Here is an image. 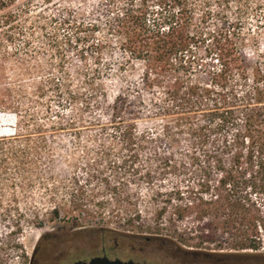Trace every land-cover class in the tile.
I'll list each match as a JSON object with an SVG mask.
<instances>
[{
	"label": "rangeland",
	"instance_id": "obj_1",
	"mask_svg": "<svg viewBox=\"0 0 264 264\" xmlns=\"http://www.w3.org/2000/svg\"><path fill=\"white\" fill-rule=\"evenodd\" d=\"M113 1L111 6L121 7L131 0ZM189 1L195 10L190 31L199 38L187 52L188 63H175L173 75L211 83L212 69L219 67L218 48H228L231 41L238 42L249 62L258 60L264 53V0L250 1L242 12L236 4L227 9L222 0ZM107 5V0H31L26 26L32 27L27 30L29 33L34 31L31 50L36 54L27 58L30 67L40 69L20 78L14 72L17 69L12 59L8 61L5 80L16 86V99L25 108L35 110L38 120L48 123L59 120L54 112L59 108L64 120L82 121L73 130L37 134L33 141L47 146L41 153L43 162L23 172L28 178L23 188L7 184L0 189V264H29L36 248L40 249V255L36 256L39 264L50 263L52 257L44 253L65 248L94 254L102 244L114 243L117 233L129 232L162 238L155 244H162L173 255L166 257L168 264H264V249L261 256H256L258 253L254 251L242 258L219 260L184 244L170 226L176 222L180 232L190 231L194 226L193 217L186 216L181 221L174 211L191 191L201 189L198 184L202 172L198 166L167 140L159 142V148L149 147L140 153L127 150L123 137L106 126L110 123L106 107L94 103L86 108L85 94L89 89L79 83L77 71L85 72L86 67L96 66L97 55L92 44L95 39L109 38L101 49L103 61L98 63L104 73L107 102L112 103L125 91L130 95L126 111L137 112L131 121L142 129L160 130L172 118L153 106L164 96L157 87L154 97L152 90L144 85L142 62L134 61L133 65L127 63L125 69L120 68L122 53L116 35L106 36L104 28H97L94 33L86 29L89 24L101 25L110 19L113 7ZM208 11L211 13L205 17L203 14ZM69 20L68 25H62ZM76 21L83 24L82 31L71 27ZM67 75L74 76V89L79 88L80 97L70 101L64 96L60 102L56 85L49 79H65ZM8 93L3 91L0 100L9 102ZM139 94H143L144 100ZM124 118L128 120L130 116ZM16 123L15 110L5 103L0 105V136L13 135ZM173 134L183 133L175 129ZM178 145L184 148L185 139L180 138ZM159 150L174 154L172 160L166 163L160 161L163 158L157 159ZM45 186L53 189L47 192ZM73 202L79 205L74 211ZM9 205L11 213L3 214ZM55 206L61 211L59 215L53 212ZM160 210L162 215L158 213ZM127 214L131 220L125 219ZM197 241L195 238L192 242Z\"/></svg>",
	"mask_w": 264,
	"mask_h": 264
},
{
	"label": "trees",
	"instance_id": "obj_2",
	"mask_svg": "<svg viewBox=\"0 0 264 264\" xmlns=\"http://www.w3.org/2000/svg\"><path fill=\"white\" fill-rule=\"evenodd\" d=\"M107 1L109 7L110 2H114ZM250 1L222 0L221 3L227 9L236 4L242 12ZM30 3L31 0H0V94L8 91L10 99L9 102L1 99L0 105L5 103L17 115L14 134L0 136V189L7 184L23 188L28 179L23 172L43 162L41 153L47 146L33 141L37 134L65 128L73 130L82 121L64 120L59 108L54 111L59 120L51 123L38 120L35 110L25 108L16 99V86L5 80L8 61L12 59L17 69L14 72L20 78L40 69L30 67L27 58L36 54L31 50L34 31L29 33L27 30L32 27L26 26ZM111 7L113 15L101 24L104 26L92 23L86 29L94 33L97 28H104L106 36L116 35L122 53L120 68L125 69L127 63L133 65L134 61L142 62L144 85L152 90L154 97L157 87L164 96L153 106L171 114L172 118L160 130L142 129L131 121L137 112L126 111L130 95L125 91L120 90L112 103L107 102L104 73L98 63L103 61L101 49L109 38L95 39L92 44L97 55L96 66L86 67L85 72L77 71V80L89 89L85 94L86 108L94 103L106 107L110 122L106 126L123 137L127 150L140 153L149 147L159 148V142L167 140L171 147L183 150V156L198 166L202 172L198 184L201 189L191 191L174 211L181 221L186 216L193 217L194 226L187 232H180L176 222L170 226L171 232L180 235L184 244L219 260L242 258L254 251L258 253L256 256H261L264 249V53L258 60L249 62L238 42L231 41L228 48H218L219 67L212 69L211 83L180 78L173 75L174 65L188 63L187 52L199 38L190 31L194 5L189 0H131L127 5ZM210 13L203 15L207 17ZM68 23L70 20L62 25ZM71 27L79 32L83 24L76 21ZM19 40L20 44L14 45ZM73 77L49 79L56 85L59 101L63 102L64 96L70 101L78 98L80 91L74 89ZM138 97L144 100L143 94ZM129 116L128 120L124 118ZM175 129L183 134H173ZM180 138L185 139L184 148H178ZM156 156L168 163L174 154L159 150ZM45 187L47 192L53 189ZM78 206L73 202L71 210ZM53 212L61 213L58 206ZM10 213L9 205L3 214ZM158 213L162 215L163 210ZM126 217V220L132 219L128 214ZM195 232L196 236H191ZM185 234L189 237L183 238ZM195 238L198 241L192 242ZM32 258L29 264L33 263Z\"/></svg>",
	"mask_w": 264,
	"mask_h": 264
},
{
	"label": "flooded vegetation",
	"instance_id": "obj_3",
	"mask_svg": "<svg viewBox=\"0 0 264 264\" xmlns=\"http://www.w3.org/2000/svg\"><path fill=\"white\" fill-rule=\"evenodd\" d=\"M114 243H104L101 249L96 253L89 251L77 253L71 249H60L55 252L44 253L51 256L50 263L47 264H76L77 262L90 263L95 257L107 258L110 261H116L118 264H168L166 257L173 256L165 251L162 244L156 245L159 236L145 235L141 233H117ZM121 239V240H119ZM67 246V245H64ZM40 249L36 248L33 254L32 264L37 262ZM47 260V261H49Z\"/></svg>",
	"mask_w": 264,
	"mask_h": 264
},
{
	"label": "water",
	"instance_id": "obj_4",
	"mask_svg": "<svg viewBox=\"0 0 264 264\" xmlns=\"http://www.w3.org/2000/svg\"><path fill=\"white\" fill-rule=\"evenodd\" d=\"M76 264H82V263L81 262H77ZM84 264H118V262H116V261H110L107 258L95 257V258H93L90 261V263H84Z\"/></svg>",
	"mask_w": 264,
	"mask_h": 264
}]
</instances>
